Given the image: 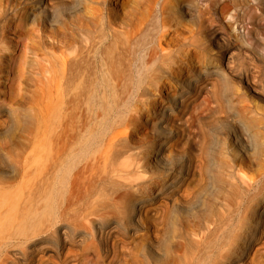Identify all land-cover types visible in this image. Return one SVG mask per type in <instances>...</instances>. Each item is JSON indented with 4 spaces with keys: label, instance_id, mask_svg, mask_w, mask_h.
I'll return each mask as SVG.
<instances>
[{
    "label": "rangeland",
    "instance_id": "obj_1",
    "mask_svg": "<svg viewBox=\"0 0 264 264\" xmlns=\"http://www.w3.org/2000/svg\"><path fill=\"white\" fill-rule=\"evenodd\" d=\"M7 1L8 0H4V2L2 3L5 8H8V14L6 16V22H8L9 25H12L14 27V25L20 24V23H18V21H17V17H18L17 16L18 13L16 12L17 10L12 11V8L15 7L16 5L19 7L20 4H17L16 1H18V3H21L22 0H12L11 7L9 5H7V3H8ZM61 1L71 2V0H61ZM164 2H166V3H164ZM71 3H76V4L78 3L77 5L80 4V7H81L78 10L79 12H76V14L71 15V16L75 15L73 17V19H70L69 15L64 14L57 20V23H55L54 25H51V27L49 25L45 24L43 22L42 18H41L42 20L38 19L36 21V23H34V22L31 23V21H24L23 22L24 24L21 22L22 23L21 25H25L26 26L25 29H22V31H20L19 33L15 34V35L7 32L6 33L7 36H5L4 40H3L2 46H4V47H3V50H2L1 55H0V59H1L0 60V67L2 68V71H3V73L0 75V91L2 92V94L4 96L2 99L4 100V102H6L7 99H5V97L10 90H13V92H15V94L19 93L18 94L19 98H18L17 103H13V105H12V103L9 104L11 106L10 110H13L12 113L14 114V115L12 114V117L14 116L13 117L14 120L12 119L13 120V126H11V128H7L8 129L7 132L0 134V150H1V152H0V160H1L0 163H1V165L5 166V167L9 166V170H10V171L0 170V181L2 182V183L0 182L1 183L0 186H2V187H0V198L2 197L0 200V207L3 205L2 208H0V211H1V213L4 211L13 212V214H15L17 217H20L19 213L20 214L23 213L22 209H25L24 213H27V214L30 213V215L33 214L32 217L30 216L31 218L36 216V217L40 218L38 220L45 221L46 216H47V220H49L51 218L50 217L51 212H50V214L48 213L49 211L46 214H43V210L45 209V207H46V209H45L46 211L49 210V207H51V205H52L51 202H53L52 208L54 209V212L58 211L57 206H59V208H60L59 212L61 211V208L63 210V207L65 210L66 209L69 210V212L67 210V213H66V221L67 220H69V221H67V222L65 221V223H68V225L71 227L70 228L68 226L69 227L68 229L67 228L64 229V232H62L60 237L58 236L59 238H56L57 236H54V235H52L51 237H47L48 239L51 238V240L52 239L53 240L51 241L50 239L49 240L46 239L49 241V242L47 241L48 243L45 244L46 246L42 244L41 246H35L32 248L29 247L26 249V248H24L23 245H21V247H20L19 243H18L19 245L16 244L14 247H16L17 245L19 247L18 248L13 247L12 251H14L15 249H22V251L20 250V253L18 252L19 254H17V257H15V259H14V257H11L13 260V263L14 264L15 263L16 264H66V262H67V264H70L71 261L68 258L71 257L70 259L73 258V260L75 258V260H74V261H76V262H74L75 264H137L136 256H137V253L139 252V250H142L145 248H146V250H148L147 249L148 244L152 241L153 242L157 241V239L161 238L162 236L164 238H166L165 239L166 243L169 245L168 246L166 244V247L167 246H168V248L171 247V248H169L170 252L168 251V254L171 253L172 255L169 254V256H168V254H167L166 256H164L165 258L160 257L158 261H154L155 264H172V257L176 258L178 255H179V264L183 263L185 261L184 259L186 257H188L187 259H189L191 262L194 261V262H192L193 264H200L203 261L202 259H204L206 257H209L210 259H215V255H216V258L221 256L224 253L223 250L225 249V247H227V246L231 247V244L233 243V236H235L236 235L235 233H237V231H238V229H237V231L235 229L238 228L239 226L232 228V226H229V225H231L233 223H229V225H227V224L224 225L223 222L220 223L218 221L214 222L213 220H210V221L204 222V223H207V224H204L203 222L200 223L198 221V218H200V219L202 218L203 220H206L208 218V215H210V212H211L210 197L212 196V193L210 195V190L206 191L207 195L205 194V196H204L205 202H203V203L205 206L202 205L199 207V209L197 208V210H196V213L198 215L196 213H193V214L189 213L188 211L186 212L187 215L182 214V213L179 214V211H178V212H176V214H174L175 216L173 217V219L170 223L168 221H166L164 219V217L166 214V208H167V206H169V200H167L166 197H164L162 195H158L156 192L159 188H161V184H162L161 180L163 178L162 169L157 168L154 165V163L153 164L148 163L149 161L145 160L144 157H145L146 153L149 151L148 149H150V146L154 145L155 138H157L155 135V128H153V126H154L153 122H156L157 120H155V119H157L158 117L161 116V112L164 111L163 109L169 110L173 107L174 100L177 97V95H175V94L181 93V91H184L183 88L188 84L187 82L190 81V77L193 79V81L197 82V85L198 84L199 85L197 86L196 93L194 91H191L193 96L190 95V96H187V98H186V96L184 97L186 104L188 105L189 112L191 109V114L194 115L195 113H192V112H194V110L192 111L193 106H194L193 109H195L196 106L199 107L198 104L202 105V103H203V106H204V102H203L204 100H202V99H205V100L210 101V102L212 101V103H210V104H213L212 95H210L212 91H210V90H213L214 80H211L212 77L210 76V72L211 71L214 72V70H215V71H220V75L225 80H227V78H228L226 83L229 86V88H228L229 90H227V91H229L234 96H238V95L240 96L241 95L240 99H237V101H236V99H234L233 101L232 100L229 101L228 104H226L225 106L223 105L224 107L221 108L222 110L218 111V115L217 114L215 115L216 118L220 119V120H223V119L228 120L230 118L229 120H231V121H237L238 120L237 122L243 123L242 125L246 126V131H247L248 135H250L252 137V141L254 142L256 139L255 145L257 146V150L262 151V153H260V151H259L260 154L258 153L259 155L257 156V155H255V153L249 151L248 155L253 153L256 157H254L253 154L249 155L251 157V158L249 157V160H247L249 165L247 164V161L241 162L242 160L241 159L239 160V156H241L242 152L239 151L236 146H234V144L232 142L233 137L229 136L228 133H226L227 125H229L227 123H226L227 125L224 123V124H219V126H218L219 132L216 133V136H215L216 137L215 142L218 139L217 144L219 145V147L217 145V149L220 148L219 150L225 151L227 148L230 151L229 156L232 157L234 160H236L235 163L238 166H240V169L242 168L241 169L242 173L245 172L244 173L245 178L249 174L248 178H246V179H249L251 177L250 179H252V180H258V178L259 179L261 178V175L264 172V154H263V152H264L263 151L264 150V87H263V92L261 91L260 95L251 93L250 91H247L245 89L244 85H242V82L239 81L238 77L230 76L228 73L229 71L227 69H226L227 71L224 69L225 65L227 64L226 63L227 59L226 60L223 59L221 57V53L225 52V50L226 51L228 50V52H230L232 59L230 61H228V66H229V70L232 74L239 76V77L241 75L246 74V73H248V74L250 73L253 76L255 74V79H257V81L259 80L258 82L259 83L261 82L260 85L264 86L262 84V83H264V71H263L264 70V65H263V63H264V0H141V1L140 0H81V1L80 0H72ZM166 4H168L167 5L168 7H166ZM162 5H164L166 7V9H167L166 12L168 13L167 16L170 19V21L171 22L179 21V25H180L179 31H180L181 37L179 39L178 53L174 54L176 56V57L174 56L176 59L172 58V60L174 62L173 61H171V62H173L174 65H172L170 62V66L172 67V70H174L175 73H170V72H162L161 74L157 73L156 76L158 77V75H159V77H158L159 80H157V81L155 80L157 77L152 78V77L147 76V79L145 80L146 82L143 81V84L138 87V90H139L138 93H140V96H141L140 91L143 90V88H145L144 89V91H146L145 96L144 95H143L144 97L141 96L142 98H140L139 95H137L138 97L136 95L131 96L129 109L132 110L134 108L132 110L133 112L130 111L132 113L131 117L133 116L132 120L134 122H130L128 124L125 122L124 123L125 125L123 124L122 125L123 127H119L117 129V131H118V134L121 138L126 139V142H129L128 144L132 145L131 147L133 148V152H135V154H136V161L135 162H138V164H136L135 166L136 167L139 166L140 168H142L143 171L145 169L146 172L145 171L143 172L140 169L141 171L138 172L139 173V174H137L138 176L136 174H134L130 177H127V178H129V180L127 178L124 179V181L127 180L126 181L127 184L130 185V186L128 185L125 187L122 183L124 181H122L121 178L117 177V176H119V173L116 172V170L123 168L124 166H126V164H128L126 158H120L117 161H115L114 163L112 161H106L105 162L103 160H98V161H96L98 163H95V160H93V156H94L95 152L98 151L97 154H95V156H98L103 152L101 143L100 144L97 143L98 145L95 144V146L92 149L87 150L88 155L86 154L87 151L85 152L84 148L82 149V147H84V144H82V143L85 141V138H86V142H85L86 144L90 140V138L87 135L89 134V132L92 133L91 130L94 129L92 126L93 124H89L86 127V131L85 132L83 131L84 135L88 137L87 138L84 136V138H83L84 141H83V139H81V141H82L81 142L79 139L81 136L77 137V133L75 134L73 143L75 142L76 146L74 145L75 143L74 144L72 142H71L72 144L70 143L71 140L69 137H65V136H69V133L67 132V130L64 126L65 123L68 122V120L65 118V116L63 114L60 115V114L55 113V114H53L54 116H52V114H51L52 111L50 112V110H51L50 106L53 107L54 102L51 101L52 99L50 98L49 95H45V94H47L46 92L50 91V86L45 82V75L43 73V70L45 69L44 64H46L45 60L40 61L41 60L40 58L42 57V59H43L45 55L50 56L52 53H53L52 55H54V54L56 55V58L57 57L60 58L61 56H64L65 54H67L66 46H67V39H68V32H67L68 28H69L68 24H70L71 20L74 21L75 18H78V17L84 19V21H85V19L89 20L92 17L102 19L103 21H105L104 24L107 25V27H108L107 30H109L110 34L113 35V33H114L113 36L116 37V35L120 34L119 32L126 30V28L124 29V27L122 25L118 24L116 21L115 22L112 21V24L108 25L109 23L107 22V20L111 19V15L115 12L117 14L114 13L113 14L114 16H112V17L113 18L117 17V20H118V18H120L122 21H124L126 23V25L124 24V26L129 25L128 28H130L129 31H131V32L129 33L130 36H129V34H126V37H127L126 41H128L126 43H128V46H125V45H127L126 43L123 46H120V48L122 47L123 49L124 48L126 49L125 51H123V49L121 48V50L125 53H123L122 51L119 53L120 50L119 51L117 50L118 51L117 52L116 51V44L114 42L108 43L109 44L108 48L110 47V44L114 45L113 48H115V49H114L113 53L111 54L112 56H115L116 53H118V55L122 53L121 54L122 56H119V57H116V56H118L116 54L113 61H115V67L119 66L121 64L118 62L121 60L120 62H122L123 66H119V69H120V67L122 70L124 68H125L124 70H126V68H127L125 73H126V75L128 73L129 79L131 80L132 90L135 92V91H137V86H138V82H137L138 79H136V78H138L137 76L141 75L142 71H144V72H142V74L145 73V69L147 68V64H148L147 59L149 60V54H150L149 52H151L150 50H152L151 46L154 45V47H155L157 45V44H155L157 41V40L155 41V39L158 38V34H159V32H158V34H156L157 33L156 31L157 30L160 31V29H161V18H160L161 8L160 7ZM106 14H108L110 16H108ZM171 15L174 18L175 17H177V18L174 19ZM132 29H133V31H132ZM210 29H218V31L220 32V35H221V39H223L225 41H228L231 39V41H233V43L235 45V46H233L234 48L229 47L227 49V47H226V49H225V48H220V46L217 47L216 44L214 43V40L211 39V35H210L209 31L207 32V30H210ZM125 32L126 31H124V33ZM154 35H157V37ZM115 37H113V38H115ZM126 37H125V39H126ZM186 37H187V39H186ZM228 38H230V39H228ZM150 40H151V42H150ZM189 41L191 43H189ZM107 42H109V41L107 40ZM133 43H135V45ZM137 43L140 45H138ZM191 44H192V46H191ZM33 45H34V47H33ZM139 46H142V47L140 48ZM136 47H138V48H136ZM240 48H242V49L247 48V50L253 51L252 53H254L255 56L245 58V56L240 55V57H239L237 54L240 51ZM109 49L110 50H106V52L112 51L111 48H109ZM236 51H237V53H236ZM114 52H115V54H114ZM232 53H234V54H232ZM180 54H182V55H180ZM125 55H127V56H125ZM130 55H131V57H130ZM234 55L236 56V58ZM46 56H45V58H46ZM99 56H100V52H99ZM228 56H229V53H228ZM120 57L123 59H119ZM111 58H113V57H111ZM115 59H119V60H115ZM128 59L130 60V63H132L130 67H129V62L127 63ZM139 59H140V61H139ZM258 59H259V61H258ZM177 61H179V63ZM192 61H193V63H192ZM231 61H233V62H231ZM25 62H27V63H25ZM138 62H139V64H138ZM259 62L260 63L263 62L262 63L263 66H261V64ZM10 63L12 65V67L18 66L19 70H18V68L16 69V67H14L15 69L12 68L11 74H7L6 71L9 70V69H7V66H11ZM133 63H134V65H133ZM18 64H20V65L22 64V65H24V67L22 65L20 66ZM58 64L60 65V62L57 63V65H55V66H57V68L60 69V67H58ZM99 64L100 63L98 62L97 63L98 69H100V65H101V64L100 65ZM125 64L127 65V67L125 66ZM193 64H194V66H193ZM145 65H146V68L144 67ZM254 65H255V67H252ZM28 66H30V68ZM40 66H42V67H40ZM140 66H142L143 68L140 69L139 68ZM20 67H22L23 70ZM192 67L195 69H193ZM256 67H258V68H256ZM24 68H26V69H24ZM130 68H131V70H130ZM139 69H140V71H139ZM202 69H203V72H205V73L208 72L209 75H207V76L203 75L204 76L203 77L201 74V73H203V72H201ZM21 70L23 71V72H21L22 74L18 72ZM113 70L116 71V68ZM258 70L260 71L259 73H258ZM17 72L19 73V75L21 77L18 76ZM138 72H139V74H138ZM177 73L180 74L178 79H177L178 75H176ZM160 75H162V77ZM128 76L126 78H128ZM225 76H226V78H225ZM27 77H28V79H26ZM42 78H44V79H42ZM150 78L153 79V81L150 80ZM196 78H198V79H196ZM154 80L156 81V83H158V85L156 84V86H155L156 88L154 86L150 87V84L152 82H154ZM158 81H160V82H158ZM200 81H202V82H200ZM201 83H202V85H201ZM46 85H48L49 88H47ZM200 86H202V87L200 88ZM228 86H226L225 89L223 86V90L226 91ZM210 87H211V89H210ZM186 89L187 88L185 87V90ZM41 91H42V93H45V94H42ZM169 91L172 93H169ZM21 95H22V97H21ZM173 95H175V96L173 97ZM210 96H211V100L209 99ZM188 97H190V98H188ZM191 97L193 100L191 99ZM137 99H139V100H137ZM186 99H188V101ZM121 102H123V101H120L119 103L123 105L124 102L123 103H121ZM37 104H38V106H37ZM210 104H209V107H210ZM47 105H48V108H47ZM136 105H137V107H136ZM13 108H15V109H13ZM232 108H236V109H232ZM30 109H32V110L34 109L38 115L34 114L35 111H33V115H32V111ZM14 110H18L19 113H16V111H15V113H16V115H15ZM40 112H41V114H40ZM43 112H44V114H42ZM133 113H134V115H133ZM227 113L228 114L230 113L229 116ZM123 114H125V113H123ZM123 114L119 115L120 118L125 116V115L123 116ZM15 116L18 117L17 120L19 122L16 120ZM119 116L117 119H119ZM12 117H10V118H12ZM212 117L214 118V116L211 114V112H209V114H207L206 120H208V121L210 120L209 122H212V120H213ZM10 118H8L6 116V117H2L0 119V121H1L0 122V126H1L0 130H4V127H2V126L5 125V122H8L10 120ZM53 119H54L53 122L54 123L57 122V125H60V127L59 126L56 127L57 125H54L53 122H51ZM59 119H60V121H59ZM57 120L59 121V124H58ZM14 121L16 123L18 122L19 125L22 123V125H20L21 127L19 126L20 128H18V125H16V123H14ZM49 122L53 126V128L51 127L52 130H50L51 124ZM48 124H49V127L47 126ZM248 125L251 127H249ZM117 126H118V124H117ZM191 126H192L191 129H195L194 127L196 125L192 124ZM12 128H13V130H12ZM47 128H49V129H47ZM58 128H60L59 131H58ZM61 128H62V130L65 128L68 135L66 134V132L63 133V131H65V130L62 131ZM60 130H61V132H60ZM78 130H76V131H78ZM55 131H57L58 136L56 135ZM191 132H192V134L194 133L193 130H191ZM55 135L57 138L55 137ZM54 137H55L56 141H55ZM60 137L64 138L65 142L62 141V138H60ZM65 138H67V139H65ZM87 139H88V141H87ZM79 143H81L80 145H82V146H79ZM102 143H104V142H102ZM207 143H209V142H207ZM40 147H46V148L48 147V149H52L54 151V152H52V154L54 155V159L59 160L58 161L59 165H61L63 163L64 164L59 166V165H57L58 163L54 164V162H52V160L50 162L49 161L50 159L47 161L45 154H43V156L41 158H39L40 155L37 154L35 150L40 148ZM78 147H80V148H78ZM95 147H97L96 151L94 150ZM59 148H61V149H59ZM31 149H32V152H31ZM71 149H73V150H71ZM78 150L79 151L82 150V151L79 152ZM2 151H4V152H2ZM16 152L17 153L19 152V154H17ZM55 152H59L57 157L55 156ZM93 152H94V154L91 156L90 154H92ZM72 153H73V155H72ZM80 153H82V154H80ZM98 153H100V154H98ZM14 154H16V155H14ZM85 154L87 156H85ZM5 155H6V157H5ZM18 155H20V156L17 157ZM232 155H235V157H237V158H234ZM82 156H85V157L82 158ZM3 157H5V159ZM31 157L33 159H31ZM91 157H92V160H90ZM78 158L80 159V161H78ZM5 160H6V162L4 163ZM10 160L11 161L13 160V163H11ZM26 160L28 162H26ZM15 161H16V164H15ZM90 161H92V162H90ZM25 162L27 165L24 164ZM111 162L113 164H111ZM9 163H10V165H9ZM85 163L86 164L89 163L90 166L85 165ZM102 163H104V164H102ZM107 163H109V164H107ZM245 163H246V165H245ZM12 165L14 168L12 167ZM23 165H25V166H23ZM54 165L57 166L56 167L57 174H56L55 170L53 172H51V170H52L51 168L54 167ZM102 165H104V168H102L103 167ZM28 166L30 167L29 170L28 169L24 170V169L28 168ZM31 166L33 167L34 170L32 169ZM94 166H95V168H94ZM67 167L71 168L70 173L68 172L69 169H67ZM17 168L19 169V173H18ZM47 168H50V172L52 174L54 173L55 178L52 174L51 175L53 177L51 178L50 173L49 174L45 173L44 170H46ZM84 168H85V170H84ZM36 169H38V171ZM57 169H60V170L58 171ZM79 169H80V171H78ZM30 170H31V172H30ZM66 170H67V172H66ZM82 170H83V172H82ZM103 170H104V173H103ZM25 171H27V172H25ZM84 171H85V173H84ZM28 172H29V174H28ZM32 172H33V174L35 172V174L33 175ZM65 172L68 174L66 175ZM81 172L83 174H81ZM86 172H87V175H86ZM76 173H78L77 177H76ZM116 173H118V174H116ZM256 174H257V176H256ZM29 175H31V176H29ZM251 175L252 176L255 175L256 177L254 176L255 177L254 178ZM57 177H58V180H57ZM62 177L66 178L65 181H64V178H62ZM81 177H83L84 180L81 179ZM32 178H34V179H32ZM39 178L41 181L38 180ZM48 178H51L50 182H52L53 185L55 184L54 185L55 188L52 185H50V189L49 190L47 189L49 187V186H47L48 183L46 182V180ZM72 178H75L74 180H78L77 183L80 184V185L76 184V181L73 180L74 189H77V187H80V186L82 187L83 186V185H81L82 183H85V184L87 183L86 188H87L88 184L90 186L91 185L90 183H92V186H90V188H92L94 185L95 189H93L94 187L92 188L94 191L91 190L90 188H89L90 190L84 188L85 184H84V187L81 189L82 190L86 189L88 192L93 191L94 194H93V192L90 193L89 196L86 194V197L83 199V201L81 200L82 202L81 201L79 202V200H78L79 198H75L74 194H73L74 196L68 194L70 197V198H68L67 192H65L64 189L67 191L68 181L71 182L72 180L70 181V179H72ZM76 178H78V179H76ZM52 180H54V181H52ZM94 180L96 181V183L94 182ZM97 180H98V182H97ZM4 181H5V183H4ZM56 181L57 182L59 181V183H57ZM32 182H34V183H32ZM39 182H40V184H39ZM64 182H65V184H64ZM186 183H188V181ZM186 183H185V187H187ZM109 184H111V185H109ZM76 185H79V186H76ZM114 185L118 186V187L116 188ZM20 186H22V187L20 188ZM51 186L54 188L55 191L53 190V188H51ZM123 186H124V188H122ZM35 187H36V189H35ZM38 187L40 189H37ZM101 187H102V189H101ZM188 187H189V189H193L194 188L193 182H190V185L188 183ZM26 189H28V190L26 191ZM19 190H20V192H19ZM14 191H16V192H14ZM25 191H26V193H25ZM44 191H46V193H44ZM101 191L104 194L107 193L106 196L105 195L103 196ZM114 191H116V192H114ZM4 194H6V195H4ZM12 194H14L13 197H12ZM40 194H42V196ZM49 194H50V197L52 200L50 199ZM98 194H100V195H98ZM113 194H115V195L112 196ZM4 196H6V197H4ZM66 197H67V199H66ZM100 197H103V198H100ZM108 197H109V199H108ZM177 197H179V193H178ZM10 198H11V200H10ZM91 198H93V199H91ZM127 198L128 199L130 198V199L128 200ZM141 198H143L144 200ZM22 199H23V201H22ZM28 199H29V202L27 201ZM65 199L68 201H66ZM69 199H71V200H69ZM99 199L100 200L102 199L101 202H104L106 200L105 204L104 203H101V204L103 206L107 205L106 207L108 209L107 210L108 213L106 210L101 209L100 206H99V208L96 207L98 212H99V210H100V213H102V211H103L102 219H104L105 221L100 222L101 224L97 223L98 226H96L97 224L94 222V220L97 221L96 217H94L95 219L92 217L94 219L93 220L91 218V221L93 222L91 224V226L93 225L92 226L93 228L88 227V229L90 228L89 229L90 231L87 229L88 234L84 235L82 232H79L78 230H76V228H75L76 222L73 223V221H78L84 213H87L86 211H88L89 209L91 210V206L92 207L94 206V205H92V204H94V200H95V204H96L95 206H97L98 205L97 202L100 201ZM146 199H148V201ZM131 200H132V202H131ZM8 201L10 202L9 204H8ZM20 201L22 204L20 203ZM60 201H63L62 203H64V204L59 205ZM70 201H72L71 204H70ZM117 201H119V202L122 201L121 203H123L122 205H124V207L127 203L133 204L135 202L140 203V205H142L140 208L141 211H139V213H138V215L140 217V222H141V226L139 227V231L133 232L130 230L132 224H135L134 221L129 223L128 219H125V217L120 216L119 212L114 207L109 209L112 204H115V203L119 204V202H117ZM125 201L127 202L126 204H125ZM49 202L51 205H49ZM77 202H79L80 204ZM4 203L7 205V207ZM46 203H47V206H46ZM121 203H120V205H121ZM65 204H67V206ZM89 204H91V206ZM10 205H11V207H10ZM20 205L21 206L23 205V206L21 207ZM25 205H27V207ZM54 205H55V207H54ZM64 205L67 208H65ZM68 205H70L71 207L70 206L68 207ZM41 206H43V207H41ZM60 206H63V207H60ZM28 208L30 211L28 210ZM39 208H41L42 210ZM71 209H72V211H71ZM111 210H114L116 217H113L114 214H113V211L111 212ZM36 211H38V212L36 213ZM40 212H41V214H39ZM163 212H164V214H163ZM75 213L76 214L78 213L80 215V217H79V215L74 216ZM100 213H98L99 216H101ZM111 213H112V215H111ZM104 214H105V216H104ZM161 214H163L164 217ZM42 215H44V217ZM69 215H72V216H69ZM196 215H197V217H194ZM68 216H69V218L70 217L71 218L69 219ZM187 216H188V218H187ZM103 217H105L106 219ZM75 218H76V220H75ZM112 219H113V221L118 220L119 222H121L122 224L119 223V225L121 224L123 226V228L125 229L124 233L126 231L127 232L125 234H122V233L120 234V233H117L113 230V234H110V236L107 240V242L109 243L108 244V252L105 253L103 250L104 249V244H103V238L104 237H101L99 235V232H100L99 226L101 225L103 227V229L106 230L107 225H105V224L106 223L108 224V222H111ZM255 220H256V218L254 217V219L252 218L249 221L250 223L249 222L247 223V225H246L247 227L244 229V233H243L244 235L248 233V230L250 231L251 227H252V229H254L253 227L255 226ZM165 221L168 222L169 225L167 223H165ZM212 221L214 222V224ZM44 223L47 224V221H45L43 223L41 222L40 228H42L44 226ZM203 224L205 225V227L203 226ZM121 225H120V227H121V229H123ZM209 225H211V227ZM202 226L205 229L201 228ZM226 227H228V228H226ZM210 228L212 231L210 230ZM216 228H217V230H216ZM227 229L230 231H228ZM105 230H103V233L108 232ZM185 230L187 231L188 235H185L186 234ZM191 230H192V232L190 233ZM205 230H207L208 232ZM91 231H92V234H91ZM197 231L199 234L197 233ZM203 231H205V232H203ZM233 231H235V232L233 233ZM79 233H81V234H79ZM194 234H195V237H194ZM196 234L198 235V237L200 236L199 238H202V237L203 238L198 240L196 238V236H197ZM228 234L230 235V237ZM192 236L194 237L193 238L194 240L192 239ZM227 236L229 237V239ZM262 236L263 237H261L260 241H258V243L260 242L259 246L264 245V232H263ZM65 238L67 239V241ZM167 238H169V239H167ZM180 238L181 239L184 238V239L181 240ZM189 238H190V240H189ZM195 238L199 241L198 242L199 247L195 248V249L193 248L194 249L193 250L192 248H190V246H191L192 242L194 243L196 241ZM226 238H227V240H226ZM136 241L138 242V244H136L137 243ZM230 241H232V242H230ZM50 243H52V244H50ZM228 243H231V244L229 245ZM188 244H190V246ZM222 244H223V246H222ZM47 245H49V246H47ZM112 245H113V247H112ZM139 245H140V247H139ZM182 245H183V247H182ZM184 245L187 249L184 247ZM23 249H24V251H23ZM137 249H138V251H137ZM185 249L187 251H185ZM180 250L182 251V253ZM189 251L194 252V253H190ZM68 252L70 255H68ZM185 252L190 253L192 255L186 254L188 256H185L184 255ZM179 253L182 254L183 256H181ZM173 254H175V255H173ZM253 255H254L253 253H250V255L243 260V264H258V263L264 262V259L263 260L262 259H260V260L254 259L256 261L254 263L251 259V258H254ZM64 256H65V258H64ZM41 258H43V259L41 260ZM180 258H182L183 260ZM25 260H28V261H25ZM41 261H42V263H41Z\"/></svg>",
    "mask_w": 264,
    "mask_h": 264
},
{
    "label": "bare ground",
    "instance_id": "obj_2",
    "mask_svg": "<svg viewBox=\"0 0 264 264\" xmlns=\"http://www.w3.org/2000/svg\"><path fill=\"white\" fill-rule=\"evenodd\" d=\"M3 2H4V0H0V55H1V52H2L3 47H4V46H2L3 45L4 37L7 36L6 33L8 32V33H12L14 35L17 34V33H19L20 31H22V29H25L26 28L25 25H21L24 21H31V23L32 22L36 23V21L38 19H41L42 18L43 19V22L51 27V25H54L55 23H57V20L62 15H64V14L69 15L70 19H73V17L75 15L74 16H71V15L76 14V12H79L78 10L81 8L80 7V4L77 5L78 3L77 4L76 3H71L72 0H71V2L61 1V0L60 1L59 0L58 1L57 0H22L21 3H18V1H16V3L17 4H20V6L18 7L16 5L15 7L12 8V11L13 10H15V11L17 10L16 11L18 13V15H17L18 16L17 17V21L20 24H16L13 27L12 25H9L8 22H6V16L8 14V8H5L4 7V5L2 4ZM7 2H8L7 5H9L11 7L12 0H8ZM164 3H166V2H164ZM167 5L168 4H166V7H168ZM166 7L164 5H162L160 7L161 8V10H160L161 29L159 28L160 31H158V30L156 31L157 32L156 34H158V32H159L158 38L155 39V41L157 40L156 43H155V44H157L156 45L157 47L156 46L154 47V45L151 46L152 47V50H150L151 51V52H149L150 54L148 53L149 54V60L147 59V63H148L147 64V68L148 69L146 68V65H145L144 67L146 69H145V73H143L144 75L142 74V72H144V71H142L141 72V75L140 76H137L138 78H136V79H138L137 80L138 86H137V91H135V92L132 90L131 80L129 79L128 73H127V75L125 73V71L127 70V68H126V70H124L125 68L122 70L121 67L119 69V66H123L122 65V62H120L121 60L118 61L121 64L119 66H116L115 67V61H113V59L116 56V54L118 55V53L115 54V52H114L115 56H112L111 55L113 53L114 49H115V48H113L114 45L113 44H110V47L109 48L112 49V51H110L111 53L109 51L106 52V50H110L108 48V45H109L108 43L114 42L116 44V51L117 50L118 51L120 50L119 51V53H120L122 51L121 50L122 47L120 48V46H123L126 42H128V41H126L127 40L126 34H129L131 32V31H129L130 28H128L129 25L124 26V24L126 25V23L124 21H122L120 18H118V20H117V17H114V18L112 17V16H114L113 14L115 12L111 15V19L107 20V22L109 24L107 22L106 23L108 25H110V24H112V21H114V22L116 21L118 24L122 25L124 27V29L126 28V30H124V31H126L125 33H124V31H121L120 30L121 31V32H119L120 34L119 35H116V37H115V36H113L114 33L112 35V34H110L109 30H107L108 27H107V25L104 24L105 21H103L102 19H99V18H96V17H92L89 20L88 19L87 20L85 19V21H84V19L78 17V18H75L74 21L71 20L70 21V24H68L69 25V28H68V31H67L68 32V39H67V46H66V52H67V54H65L64 56H61V57L59 56L60 58L57 57L58 59L56 58V55L55 54H54L55 56L52 55L53 53L50 56H46L45 55L46 56V58L44 56L45 59L44 58L42 59V57L40 58L41 59L40 61H44L45 60V63L46 64H44L45 69L43 70V73L45 75V82L50 86V91L49 92H46L47 94L42 93V91H41V93L42 94H45V95H49L50 98L52 99L51 101L54 102L53 107L50 106V108H51L50 112L52 111V113H51L52 116H54L53 114H55V113L56 114H60V115L63 114L65 116V118L68 120V122L65 123L64 126H65L67 132L69 133V136H65V137H69L70 140H71L70 143L71 142L73 143L74 136L77 133V137L81 136L79 138L80 141H81V139H83L84 136H85L84 135V132L86 131V127L89 124H93L92 126H93L94 129L91 130L92 133L89 132V134L87 135L90 138V140L86 144L85 143L86 142V138H85V141L83 139L84 142L82 144H84V147H82V149L84 148V151L86 152L87 150L92 149L95 146V144H97V143L100 144L101 143L103 152L101 151L102 152L101 154L98 153L100 155L95 156V154H97V152H98V151H96V148L97 147H95L94 148V150L96 151L95 154H94V152L92 154H90L91 156L94 154L93 160H95V163H98V162H96L98 160H103L105 162L106 161H112L114 163L115 161H117L120 158H126L128 164H126V166H124L123 168H120V169H117L116 170V172L119 173V176H117V177L121 178L122 181H124V179H126L127 177H130V176H132L134 174H136V175L139 174L138 172H140L142 170V168H140L139 166H137V167L135 166L136 164H138V162H135L136 161V154H135V152H133V148L131 147L132 145H129L128 144L129 142H126V139L121 138L119 136V134H118V131H117V129L119 127H123L122 125L125 122L127 124L130 123V122H134L132 120L133 119V116L131 117V115H132L131 112H133L132 110L134 108L132 110L129 109L131 96H135V95L136 96L137 95L140 96V93H138L139 92L138 87L143 84V81L146 82L145 80L147 79V76L148 77H152V78L153 77L156 78L157 77L156 76L157 73L158 74L159 73L161 74L162 72L175 73L174 70H172V67L170 66V62L173 61L172 58H175L176 57L174 54H177L178 53L179 39L181 37L180 36V31H179L180 30L179 29V26L180 25H179V21H176V22H174V21L171 22L170 21V19L167 16L168 13L166 12L167 11ZM115 14H117V13H115ZM106 15H108V14H106ZM108 16H110V15H108ZM175 18H177V17H175ZM132 31H133V29H132ZM208 31H209V33L211 35V39L214 40V43L216 44L217 47L220 46V48H225V49H226V47H227V49L229 47L234 48L233 46H235V45H234L233 41H231L230 38H228V39H230L228 41H225V40L221 39V35H220V32L218 31V29H210V30H207V32ZM129 36H130V34H129ZM154 36L157 37V35H154ZM113 37H115V38H113ZM125 37H126V39H125ZM186 39H187V37H186ZM107 40L109 42H107ZM150 42H151V40H150ZM189 43H191V42L189 41ZM126 44L127 45H125V46H128V43H126ZM133 44L135 45V43H133ZM138 45H140V44H138ZM191 46H192V44H191ZM33 47H34V45H33ZM139 47L141 48L142 46H139ZM136 48H138V47H136ZM125 50L126 49L124 48L123 51H125ZM237 51H236V53H237ZM99 52H100V56H99ZM252 52L253 51L247 50V48L246 49L240 48V51L238 52L237 55L239 57H240V55L245 56V58L246 57L255 56L254 53H252ZM123 53H125V52H123ZM228 53H229V56H228ZM121 54H119L116 57L122 56ZM232 54H234V53H232ZM180 55H182V54H180ZM125 56H127V55H125ZM111 57H113V58H111ZM130 57H131V55H130ZM221 57L223 59H225V60L227 59V62H226L227 64L225 65L224 69L225 70L227 69L229 71L228 73H229L230 76L238 77L239 81L242 82V85H244V87H245V89L247 91H250L251 93H254V94H257V95H260V92L261 91L263 92V87L264 86L260 85L261 82L259 83L258 82L259 80L257 81V79H255V74L253 76L250 73L249 74L246 73V74L241 75L239 77V76H236V75H234V74H232L230 72L229 66H228V61H230L232 59V56H231L230 52H228V50L227 51L225 50V52L221 53ZM235 58H236V56H235ZM119 59H123V58L120 57ZM119 59H115V60H119ZM139 61H140V59H139ZM233 61H231V62H233ZM258 61H259V59H258ZM59 62H60V65L58 64V67H60V69H58L57 66H55ZM98 62L101 64V65L99 64L100 65V69H98V67H97V63ZM128 62H129V67H130L132 63H130V60L129 59H128L127 63ZM173 62H171L172 65H174ZM177 62L179 63V61H177ZM25 63H27V62H25ZM192 63H193V61H192ZM262 63H260L261 66L264 65V63H263V65H262ZM138 64H139V62H138ZM10 65H11V63H10ZM18 65H20V64H18ZM133 65H134V63H133ZM22 66L24 67V65H22ZM125 66L127 67L126 64H125ZM193 66H194V64H193ZM14 67H16V66H13V67H12V65L11 66H7V69H9L8 71H6L7 74H11L12 68L15 69ZM28 67L30 68V66H28ZM40 67H42V66H40ZM252 67H255V65L252 66ZM17 68L19 70V67L18 66L16 67V69ZM20 68L22 69V67H20ZM115 68H116V71L113 70ZM139 68L141 69L143 67L140 66ZM256 68H258V67H256ZM24 69H26V68H24ZM140 69H139V71H140ZM193 69H195V68H193ZM22 70L21 71H18V72L21 73V72H23ZM130 70H131V68H130ZM201 72H203V69H202ZM259 72L260 71L258 70V73ZM2 73H3V71H2V68L0 67V75ZM19 73H18V76L21 77L19 75ZM138 74H139V72H138ZM201 74H202V76L203 75L204 76L209 75L208 72L207 73L203 72ZM162 75H160V76L162 77ZM176 75H178L177 76V79H178V77H179L180 74L177 73ZM127 76H128V78H126ZM210 76L212 77L211 80H214L213 90H210V91H212L210 95H212L213 104H210V103H212V101L210 102V101H207L205 99H202V100H204L203 101L204 102V106H203V103H202V105L198 104L199 107L196 106L195 109H193L194 108V106H193L192 111L194 110V112H192V113H195L194 115L191 114V109H190V112H189L188 105L186 104V101H185L184 97L186 96V98H187V96L192 95V92L191 91H194L196 93L197 86L199 85V84L197 85V82L193 81V79L190 77V81H188L187 82L188 84L185 86L187 89L185 90V87L183 88L185 92L184 91H181V93L175 94V95H177V97L174 100L173 107L171 109H169V110L168 109H166V110L163 109L164 111L161 112V116L158 117V118L156 117L157 119H155V120H157V121L156 122H153L154 123L153 128H155V135H156L157 138H155L154 145L150 146V149H148L149 147L147 148L149 151L146 153L144 159L145 160H148L149 161L148 163H152V164L154 163V165L157 168H161L162 169L163 178L161 180V182H162L161 188H159L156 192H157L158 195H162V196L166 197L167 200H169V206L166 205L167 206V208H166V214H165V217L166 218L163 216L164 212H163V214H161L166 221H168L170 223L172 221L173 217L175 216L174 214H176V212H178V211H179V214L180 213L186 214L187 211L189 213H192V214L193 213H196L197 208L199 209L200 206L204 205L203 202H205L204 201V196L206 194V191L210 190V195L212 193V196L210 197V203H211L210 204V207H211L210 215H208V218L206 220H203L202 218L201 219L198 218V221L200 223H202V222L204 223V222L213 220L214 222H217V221L220 222V223L223 222L224 225L225 224L229 225V223H233V224L229 225V226H232V228L233 227H236V226H239L238 228L235 229L236 231L238 229V231H237V233H235L236 235L234 234L235 236H233V243L232 244L231 243H228L229 245L231 244V247L230 246H227L228 245L227 244L226 246L228 248L225 247L226 250L223 248L224 249L223 250L224 253L221 256H219V257L216 258V255H215V259H210L209 257H206V258L202 259L203 261L200 264H243V260L245 258H247L250 255V253H253L254 254L253 255L254 258H251V259L255 263L256 262L255 260H257V259H259V260L260 259H262V260L264 259V245L263 246H259V243L260 242L258 243V241H260L261 237H263L262 235H263V232H264V172L262 173L261 178L260 179L258 178V180H252V179H250L251 177L249 179H246V178H248L249 174L245 178V176H244L245 175L244 174L245 172L242 173V170H241L242 168L240 169V166H238L235 163L236 160H234L232 157L229 156L230 155V151L227 148H226L225 151L224 150H219L220 148L217 149V145H218L217 144V141H218V139L215 142V138H216L215 136H216V133L219 132L218 131L219 124H224V123L225 124L226 123L229 124V125L226 124L227 125V131H226V133H228L229 136L233 137V141L232 142H233L234 146H236L238 148V150L242 152L241 156H239V160L240 159L242 160L241 162L249 160V157H250L249 155H252L253 153H255V155L258 156L260 153H262V151L257 150V146L255 145L256 144L255 143L256 139H255L254 142L252 141V137L250 135H248V133L246 131V126H243L242 125L243 123L237 122L238 120L237 121H231V120H229L230 118L228 120H226V119L224 120L223 119L224 121L216 118L215 115L216 114L218 115V111L222 110L221 108H223L231 100L233 101L234 99H236V101H237V99H240V96L241 95L240 96L239 95L238 96H234L229 91H227V90H229L228 89L229 86L226 83L227 80H228V78H227V80H225L220 75V71H215V70H214V72L211 71L210 72ZM158 77H159V75H158ZM158 77L156 79L155 78L154 79L157 81V80H159ZM225 78H226V76H225ZM26 79H28V77ZM42 79H44V78H42ZM196 79H198V78H196ZM150 80L153 81V79H151V78H150ZM155 80H154V82L151 81L152 83L150 82L151 83L150 84V87L151 86L152 87L153 86L155 87L156 84L158 85V83H156ZM158 82H160V81H158ZM200 82H202V81H200ZM262 84L264 85V83H262ZM48 85H46L47 88H49ZM201 85H202V83H201ZM225 85L228 86L227 89H226V91L223 90V86H224V89L226 87ZM201 87L202 86H200V88ZM144 89L145 88H143V90L140 91L141 92V96H143V95L145 96L146 91H144ZM210 89H211V87H210ZM169 93H172V92L169 91ZM18 94H15V92H13V90H10L8 92V94L6 95V97H5V99H7V100H6V102H4V100L2 99L4 96H3L2 92L0 91V119L2 117H6V116L8 118L12 117V114H13L12 111L13 110H10V107L11 106L9 104L12 103V105H13V103H17L18 98H19V95ZM175 95H173V97ZM141 96H140V98H142ZM21 97H22V95H21ZM188 98H190V97H188ZM191 99H192V97H191ZM209 99L211 100V96H210ZM137 100H139V99H137ZM186 100L188 101V99H186ZM120 101H123L124 102V103L121 102V103H123V105L119 103ZM209 104H210V107H209ZM37 106H38V104H37ZM136 107H137V105H136ZM47 108H48V105H47ZM13 109H15V108H13ZM232 109H236V108H232ZM30 110L32 111V115H33V111H35V110L34 109L33 110L30 109ZM15 111H16V113H19L18 110H14V113H15ZM35 112H34V114H37V112L36 113ZM209 112H211V114L214 116V118L212 117L213 118L212 122H209L210 120L209 121L206 120L207 114H209ZM16 113H15V115H16ZM123 113H125V114H123ZM40 114H41V112H40ZM42 114H44V112ZM121 114H123V116L124 115L125 116L124 117L121 116L122 118H120L119 115H121ZM229 114H228V116H229ZM133 115H134V113H133ZM118 116H119V119H117ZM13 117L10 118V120L8 119L9 120L8 122H5V125L2 126V127H4V130H0V134L7 132V130H8L7 128H11V126H13V120H14ZM17 118L18 117H16V120H17ZM53 121H54V119L51 122H53ZM59 121H60V119H59ZM59 121H58V124H59ZM18 122L16 123L14 121V123H16V125H18V128H20L21 127L20 125H22V123L19 125ZM53 124L54 125H57V122H55V123L53 122ZM117 124H118V126H117ZM192 124L196 125L194 127L195 129H191V127H192L191 125ZM47 126L49 127V124ZM58 126L60 127V125H57L56 127H58ZM51 127L53 128L52 124H51L50 128ZM249 127H251V126H249ZM52 128L50 130H52ZM62 128H61V130H62ZM65 128L63 130H65ZM47 129H49V128H47ZM59 129L60 128H58V131H59ZM12 130H13V128H12ZM61 130H60V132H61ZM66 130L63 131V133L66 132ZM76 130H78V131H76ZM191 130H193V132H194L193 134H192ZM55 132H56V135H57V131H55ZM67 132H66V134L68 135ZM56 135H55V137H56ZM87 136H85V137H87ZM55 137H54V139H55ZM60 138H62V137H60ZM65 139H67V138H65ZM55 141H56V139H55ZM62 141H64V138H62ZM87 141H88V139H87ZM102 142H104V143H102ZM207 142H209V143H207ZM80 144L81 143H79V146H82ZM74 145L76 146V143ZM218 147H219V145H218ZM78 148H80V147H78ZM59 149H61V148H59ZM71 150H73V149H71ZM35 151H36L37 154L40 155L39 158H41L43 156V154H45L46 155V158H47V161L50 159L49 161L51 162V160H52V162H54V164L58 163V161H59L58 159H54V155L52 154V152H54V151L52 149H48V147L47 148L46 147H40V148L36 149ZM81 151H79V152H81ZM249 151H251L253 153L248 155ZM259 151H260V153H259ZM0 152H1V150H0ZM2 152H4V151H2ZM31 152H32V149H31ZM58 153L59 152H55V156L56 157H57ZM73 153H72V155H73ZM17 154H19V152ZM80 154H82V153H80ZM86 154L88 155V151H87ZM86 154H85V156H87ZM263 154H264V152H263ZM14 155H16V154H14ZM20 155H18L17 157H19ZM255 155H254V157H256ZM85 156H82V158H84ZM232 156L234 158H237V157H235V155H232ZM5 157H6V155H5ZM5 157H3V158L5 159ZM31 159H33V158L31 157ZM27 160H26V162H28ZM90 160H92V157H91ZM78 161H80L79 158H78ZM5 162H6V160L4 161V163ZM26 162L24 163L25 165H27ZM90 162H92V161H90ZM112 162H111V164H113ZM11 163H13V160L11 161ZM15 164H16V161H15ZM63 164H61V165H63ZM102 164H104V163H102ZM107 164H109V163H107ZM247 164H248V161H247ZM9 165H10V163H9ZM25 165H23V166H25ZM57 165H59V163ZM61 165H59V166H61ZM85 165L90 166L89 163H87V164L85 163ZM245 165H246V163H245ZM102 166H103L102 168H104V165H102ZM12 167H13V165H12ZM56 167L57 166H55V165L52 168L50 167L52 169L51 172H53L54 170L56 171ZM68 167H67V169H69L68 172L70 173V169L71 168H68ZM29 168L30 167L28 166V168H26L24 170H27V169L29 170ZM50 168H47L44 171H45L46 174H49L50 173V176L52 178L54 176V173L52 174L50 172ZM94 168H95V166H94ZM32 169H33V167H32ZM0 170H2V171H10L9 170V166L8 167L7 166L5 167V166L1 165V163H0ZM36 170L38 171V169H36ZM57 170L59 171L60 169H57ZM84 170H85V168H84ZM104 170H103V173H104ZM78 171H80V169ZM144 171H145V169H144ZM25 172H27V171H25ZM30 172H31V170H30ZM66 172H67V170H66ZM66 172H65V174L67 175L68 173H66ZM82 172H83V170H82ZM82 172H81V174H83ZM18 173H19V169H18ZM78 173H76V177H77V174ZM84 173H85V171H84ZM118 173H116V174H118ZM28 174H29V172H28ZM32 174H33V172H32ZM34 174H35V172H34ZM56 174H57V171H56ZM31 175H29V176H31ZM86 175H87V172H86ZM254 176H252V177H254ZM256 176H257V174H256ZM64 177H62V178H64ZM51 178H48L46 180V182L48 183V184L47 183L46 184H47V186H49L48 188L46 187L48 190L50 189V185H52L53 187L55 185V184L53 185L52 182H50L51 181L50 180ZM54 178H55V176H54ZM32 179H34V178H32ZM65 179L66 178H64V181H65ZM74 179L75 178L70 179V181L72 180L71 182L68 181V189H67V191L64 189V191L67 192L68 198H70L69 195H72V196L75 195V198H79L78 200L80 202L81 200L83 201V199L86 197V194L89 196V194L94 191L93 189H95V187L93 185L94 188L93 187H92L93 189L90 188V186H92V183H90L91 185L89 186V184H88L87 185V188H86V184L87 183L85 184V183H82L81 182L82 183L81 185H83V186L82 187L81 186L80 187H77L78 190L77 189H74V185H73L74 184V182H73ZM76 179H78V178H76ZM81 179H83V177H81ZM127 179L129 180V178H127ZM38 180H40V178ZM57 180H58V177H57ZM95 180H94V182L96 183ZM52 181H54V180H52ZM74 181H76V184H79V183H77L78 180H74ZM126 181L122 182L125 187L129 185V184H127ZM187 181H188L189 185H190V182H193V186H194L193 189H189L188 183H186ZM97 182H98V180H97ZM4 183H5V181H4ZM32 183H34V182H32ZM57 183H59V181ZM185 183L187 184V187H185ZM39 184H40V182H39ZM64 184H65V182H64ZM84 184H85V187H84ZM79 185H76V186H79ZM109 185H111V184H109ZM52 186H51V188H53ZM124 186L122 188H124ZM0 187H2V186H0ZM21 187L22 186H20V188ZM83 187L86 188V189H88V190L91 189L93 191H89L88 192L86 189H83L82 190L81 188H83ZM115 187L117 188L118 186H115ZM54 188H53V190H54ZM35 189H36V187H35ZM37 189H40V188L38 187ZM101 189H102V187H101ZM27 190L28 189H26V191ZM26 191H25V193H26ZM14 192H16V191H14ZM19 192H20V190H19ZM114 192H116V191H114ZM44 193H46V191H44ZM101 193H102V191H101ZM178 193H179V197H177L178 196ZM93 194H94V192H93ZM102 194H103V196L104 195L106 196L107 193L106 194L102 193ZM4 195H6V194H4ZM40 195L42 196V194H40ZM98 195H100V194H98ZM114 195L115 194H113L112 196H114ZM13 196H14V194H12V197ZM4 197H6V196H4ZM49 197H50V194H49ZM1 198H0V200H1ZM11 198H10V200H11ZM100 198H103V197H100ZM50 199H51V197H50ZM66 199H67V197H66ZM91 199H93V198H91ZM108 199H109V197H108ZM141 199H143V198H141ZM69 200H71V199H69ZM95 200H94V204H92V205H94L93 207L91 206V204H89L91 206V210L90 209L89 210L87 209L88 210V211H86L87 213H84V214L82 213L83 215H82V217L80 219L77 217L79 219L78 221H73V223L76 222V224H75L76 230H78L79 232H82L84 235H87L88 234L87 232L90 229V228L88 229V227H92L93 226V225L91 226V224L93 223L91 221V218L92 217L93 218L96 217V220L97 221L94 220L95 218L94 219L92 218L96 224L97 223L101 224L100 222H102V221L104 222L105 221L104 219H102V216H103L102 213H103V211H102V213H100V210L98 212L96 207L99 208V206H100L101 209L107 211L108 210L107 207H106L107 205L106 206H103L101 204V203H104L105 204V201L106 200L104 202H101L102 199L101 200L99 199L100 201L97 202V204H98L97 206H95L96 205L95 204ZM146 200L148 201V199H146ZM22 201H23V199H22ZM27 201L29 202V199ZM66 201H68V200H66ZM72 201H70V204H71ZM62 202L63 201H60V203L58 202L59 205L64 204ZM79 202H77V203H79ZM117 202H119V201H117ZM121 202L122 201H120L119 204L118 203L112 204L109 209H111L112 207H114L119 212L120 216H123V217H125V219H128L129 223L132 222V221H134L135 224H132L130 230L133 231V232L139 231V227L141 226V222H140V217H139L138 213H139V211H141L140 208H141L142 205H140V203H136V202L133 203V204H131V203L128 204L125 201V204L126 203L127 204L124 207V205H122L123 203H121ZM131 202H132V200H131ZM9 203L10 202L8 201V204ZM20 203H21V201H20ZM51 203L53 205V202H51ZM120 203H121V205H120ZM49 205H51L50 202H49ZM52 205H51V207L48 206L49 207V210L46 211L45 210L46 207L43 210V214H46L48 211H49L48 212L49 214L51 212V216H50L51 218L50 219L48 218L49 220H47V216H46V220L45 221H47V224L44 223V226L42 228H40L41 227V222L43 223L45 221L38 220L40 218H38L36 216H34L33 218H31L33 214L30 215V213H28V214L27 213H24V210L25 209H22L23 213H21V214L19 213V216L20 217H17L15 214H13V212L4 211L5 213L4 212L1 213V211H0V264H14L11 257H14V259H15V257H17V254L20 253V250L22 251V249H15L14 251H12V248L16 244L19 243L20 245L19 244L18 245L20 247H21V245H23L24 248H26V249L29 248V247L32 248V247H35V246H41L42 244L45 245L46 243L49 242L48 241L49 239L51 240V238L48 239L47 237H51L52 235H54V236H57L56 238H59L60 235L62 234V232H64V229H66V228L68 229L70 227L68 225V223H65V221H66V213H67V210L68 209L65 210L63 206H60V207H63V210L61 208V211L59 212V209L60 208H59V206H57L58 207V209H57L58 211L54 212V209L52 208ZM65 205L67 206V204H65ZM2 206L0 208H2ZM25 206L27 207V205H25ZM46 206H47V203H46ZM66 206H65V208H67ZM69 206L70 205H68V207ZM6 207H7V205H6ZM10 207H11V205H10ZM41 207H43V206H41ZM54 207H55V205H54ZM39 209H41V208H39ZM28 210H29V208H28ZM71 211H72V209H71ZM112 211H113V214L115 215L114 210H111V212ZM37 212L38 211H36V213ZM68 212H69V210H68ZM97 212L100 213L101 216H99V214ZM107 213H108V211H107ZM39 214H41V212ZM76 215H79V214L78 213L77 214L75 213L74 216H76ZM111 215H112V213H111ZM114 215H113V217H116V215L115 216ZM197 215L194 216V217H197ZM42 216L44 217V215H42ZM69 216H72V215H69ZM69 216H68V218H69ZM104 216H105V214H104ZM79 217H80V215H79ZM254 217L256 218V220H255V226L253 227L254 229H252V227H251L250 231L248 230V233L245 234L246 235L245 236L243 234L244 233V229L247 227L246 226L247 223L252 218L254 219ZM103 218H105V217H103ZM187 218H188V216H187ZM75 220H76V218H75ZM67 221H69V220H67ZM117 221H113V219H112L111 222H108V224L106 223L105 224V225H107V229L106 230L103 229V227L101 225H100L101 227L99 226V230H100L99 235L101 237H104L103 238V244H104V249L103 250H104L105 253L108 252V244L109 243L107 242V240H108L110 234H113V230L115 232H117V233H120V234L121 233L122 234H125L127 232L126 231L124 233V230L125 229L121 225L122 223L119 222V221L117 222ZM166 221H165V223H167L169 225V223L166 222ZM214 222H213V224H214ZM119 223H121L120 225L122 226L123 229H121ZM204 224H207V223H204ZM204 224H203V226L205 227ZM96 226H98V224ZM203 226L201 228H204ZM209 226L211 227V225H209ZM226 228H228V227H226ZM103 230L108 231V232L103 233ZM210 230H211V228H210ZM216 230H217V228H216ZM205 231H207V230H205ZM205 231H203V232H205ZM228 231H230V230H228ZM191 232H192V230L190 231V233ZM234 232L235 231H233V233ZM185 233H186L185 235H188L187 234V231ZM197 233H198V231H197ZM79 234H81V233H79ZM91 234H92V231H91ZM194 237H195V234H194ZM194 237L192 236V239ZM199 237H198V235L196 236V238L198 240L203 238L202 236H201L202 238H199ZM229 237H230V235H229ZM229 237H228V239H229ZM196 238H195L196 241L194 243L191 241L192 242V244H191L192 247L190 246V244H188L190 246V248H192V249L193 248L195 249V248H198L199 247V243H198L199 241ZM46 239H48V240H46ZM165 239L166 238H164L162 236L161 238L157 239V241L150 242L148 244V246H147L148 247L147 248L148 250H146V248L145 249H142V250H139V252L137 253V256H136L137 264H151V263L152 264H155L154 261H158L160 257L166 256L168 254V251L170 250L169 248H171V247L168 248L169 245L166 243V240ZM167 239H169V238H167ZM182 239H184V238H182ZM189 240H190V238H189ZM226 240H227V238H226ZM66 241H67V239H66ZM230 242H232V241H230ZM50 244H52V243H50ZM136 244H138V242ZM166 244L168 245L167 247H166ZM18 245L16 246L17 248L19 247ZM49 245H47V246H49ZM222 246H223V244H222ZM16 247H14V248H16ZM112 247H113V245H112ZM139 247H140V245H139ZM182 247H183V245H182ZM184 247H185V245H184ZM186 249H185V251H187ZM23 251H24V249H23ZM137 251H138V249H137ZM181 253H182V251H181ZM190 253H194V252H190ZM190 253H186L185 252L184 255L185 256H188L186 254H190ZM169 254H171V253H169ZM169 254H168V256H169ZM175 254H173V255H175ZM68 255H70L69 252H68ZM180 255L183 256L182 254H180ZM190 255H192V254H190ZM177 257L176 258L172 257V264H179V255ZM64 258H65V256H64ZM70 258H68V259L71 261V263L72 264H75L74 263V262H76V261H74L75 258H74V260H73V258L72 259H70ZM187 258L188 257H186L184 259L186 262L184 261L183 263H180V264H193L192 262H194V261L191 262ZM42 259L43 258H41V260ZM180 259H182V258H180ZM25 261H28V260H25ZM41 263H42V261H41ZM66 264H67V262H66ZM258 264H264V262L263 263H258Z\"/></svg>",
    "mask_w": 264,
    "mask_h": 264
}]
</instances>
